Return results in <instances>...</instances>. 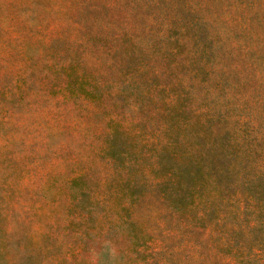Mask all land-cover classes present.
Segmentation results:
<instances>
[{"label":"rangeland","instance_id":"374dc122","mask_svg":"<svg viewBox=\"0 0 264 264\" xmlns=\"http://www.w3.org/2000/svg\"><path fill=\"white\" fill-rule=\"evenodd\" d=\"M0 264H264V0H0Z\"/></svg>","mask_w":264,"mask_h":264},{"label":"trees","instance_id":"16d2710c","mask_svg":"<svg viewBox=\"0 0 264 264\" xmlns=\"http://www.w3.org/2000/svg\"><path fill=\"white\" fill-rule=\"evenodd\" d=\"M113 137V136H112ZM114 139V138H113ZM111 139V141L113 142L114 140ZM119 151L116 150L115 146L112 145L111 149H110V153H111V157L117 159L118 158V153ZM185 171H181L180 174H178V172L174 175L176 178V183H175V187H176V191L177 193H174L175 198L177 199L176 201L178 202L177 204L180 205L179 208H185V191H182V189H180V187L182 188V182L183 180H185V175H184ZM180 190V191H179ZM165 200H170L167 199V197L165 198Z\"/></svg>","mask_w":264,"mask_h":264}]
</instances>
